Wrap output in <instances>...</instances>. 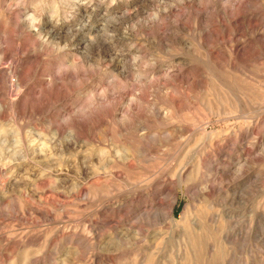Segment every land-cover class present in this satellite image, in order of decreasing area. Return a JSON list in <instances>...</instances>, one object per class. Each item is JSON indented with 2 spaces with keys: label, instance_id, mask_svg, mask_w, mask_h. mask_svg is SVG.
Segmentation results:
<instances>
[{
  "label": "rangeland",
  "instance_id": "374dc122",
  "mask_svg": "<svg viewBox=\"0 0 264 264\" xmlns=\"http://www.w3.org/2000/svg\"><path fill=\"white\" fill-rule=\"evenodd\" d=\"M30 14L56 37L29 67ZM77 23L83 80L24 106L79 60ZM0 101V264H264V0H0ZM131 101L147 119L121 116Z\"/></svg>",
  "mask_w": 264,
  "mask_h": 264
},
{
  "label": "bare ground",
  "instance_id": "6f19581e",
  "mask_svg": "<svg viewBox=\"0 0 264 264\" xmlns=\"http://www.w3.org/2000/svg\"><path fill=\"white\" fill-rule=\"evenodd\" d=\"M84 3H81V4H78L77 5V9L80 10L81 9V12H82V9L84 8ZM87 6V5H86ZM81 15V14H80ZM24 18V17H23ZM29 18V19H27ZM167 18V17H166ZM74 19V18H73ZM84 22V21H83ZM37 23V20L36 18L34 17V15L30 14L28 15V17H26V19L22 22V24L26 27L29 28V34L30 33H34L35 35H37L41 40V46L40 47H37V50L34 49V48H30V51H27L28 52V59L27 60H31L33 58V61L31 62V64L29 65L30 66H33V65H36L38 63V56L40 55V52L43 51V49H45L46 45L47 44H50L52 43V40H55V37L56 35H54L53 33H51L50 31H47L48 33H46V35H42V32H41V29L38 28V26L36 25ZM56 23V22H55ZM79 23V22H78ZM77 23V24H78ZM166 23V21L164 22ZM163 23V26L161 27L160 25V29L157 30L155 33H154V30L155 29H152L150 30L151 32L148 33V35H150L151 37L153 38H157V41L160 39H163L164 38V33L170 28V25L167 24H164ZM75 24V23H74ZM88 25H86L85 23L84 24H78L77 27L75 28H70V26L67 27V31L68 29H72L73 31H75V34L72 35V37L70 36L67 40L68 43H70L71 41H74V37L78 36L79 38L76 39L77 43L75 44V49L72 50V52H75L73 53L74 55L75 54H79V60L78 61H75L74 60H69L70 63H68V65L66 66L65 69H63L62 71H60V73H58L57 75H54V76H51L49 78H47V81L42 85L40 86V88H38L37 91L34 92V94H31L28 96V100H26L25 104L23 103L24 106H29L32 108H42V106L46 105L47 103L49 104V102L54 99V98H57V97H60V96H64L66 94H68L72 84H73V80L74 78L78 77L80 80H83L84 78V75H85V67H84V59H85V52L84 50L86 49L85 46L87 45V42L89 43V41H91L92 39H90L88 37V32L87 31V27ZM55 27V26H54ZM56 28V27H55ZM105 28V27H104ZM90 29V28H89ZM48 30V29H47ZM61 30V29H60ZM71 30V31H72ZM44 31V30H43ZM53 32V31H52ZM64 32V31H63ZM44 33V32H43ZM65 33V32H64ZM68 33V32H66ZM58 34V33H57ZM71 34V33H70ZM125 34V33H124ZM149 36V37H150ZM123 37V36H122ZM67 38V37H66ZM71 38V39H70ZM92 38V37H91ZM80 39V40H79ZM108 39V38H107ZM70 40V41H69ZM112 40V39H111ZM119 40H117L116 42H118ZM115 42V41H114ZM159 42V41H158ZM71 44V43H70ZM85 44V45H84ZM115 44V43H114ZM104 45L105 47L108 48V42H104ZM103 45V46H104ZM136 45V44H135ZM69 46V44L67 43H64V45L61 47L62 50L65 51V49ZM112 46V45H111ZM159 46V44H158ZM162 46V45H160ZM88 47V46H87ZM164 48V47H163ZM162 48V49H163ZM68 49V48H67ZM86 51V50H85ZM133 51L136 52V48L133 47ZM138 52V51H137ZM68 53V52H67ZM27 55V54H26ZM72 55V54H71ZM67 57V56H66ZM134 58V57H133ZM135 59L137 60V58L135 57ZM133 61V60H132ZM27 62V61H26ZM63 63V62H62ZM66 63V61H65ZM127 63V62H126ZM122 64H125V63H122ZM138 64V62H137ZM119 65V64H118ZM145 65V64H144ZM126 66V64H125ZM130 67L131 66H127L128 70H130ZM64 68V66H63ZM113 68V67H111ZM126 68V69H127ZM139 68H141L140 70V78L143 79V81L146 83V86L147 88L150 87V86H153L152 82H150L151 80H147V73H148V70L146 68V66H140ZM179 68V66H178ZM133 69V68H132ZM160 69V68H159ZM158 69V70H159ZM122 70V69H121ZM128 70L125 72V74H119L117 75L115 81L113 83H119V82H122V81H125L128 77ZM138 70V69H137ZM161 74L160 76L158 77L159 79V83L163 86L166 84V80L168 78V76H170V74L172 73H168L167 72V69L166 67H161ZM173 71V70H171ZM176 71V70H175ZM174 72V71H173ZM114 73V72H113ZM177 75V74H176ZM111 83V82H110ZM158 84V83H157ZM15 87V91L17 90H20L22 89V86H21V82H16V84L14 85ZM119 87V86H118ZM155 88V87H154ZM114 89V88H113ZM33 91V90H32ZM16 93V92H15ZM32 93V92H31ZM12 96V95H10ZM104 97V96H102ZM11 99H14L13 97H10ZM105 98V97H104ZM103 99V98H102ZM101 99V100H102ZM100 100V101H101ZM105 100V99H104ZM172 100V99H171ZM105 102V101H104ZM132 103H128L126 105V107L124 108L123 110V113H122V117L127 119V120H131L133 119V123L135 121H137L138 123H140L141 121H144L145 119H147V115H146V110L148 109L147 106L148 104H144L143 106L140 105L138 107H135L133 106V101H131ZM101 103V102H100ZM104 104V103H103ZM42 105V106H41ZM111 107L113 105H111L110 102L108 103H105L104 104V107L107 108V107ZM3 107V104L2 102L0 101V109ZM123 109V107H122ZM110 110V109H108ZM119 110V109H118ZM1 111V110H0ZM29 111V110H28ZM113 111V110H112ZM33 112V111H32ZM37 112V111H36ZM104 112V111H103ZM122 112V111H121ZM149 112V111H148ZM59 113V112H58ZM98 113V112H97ZM66 114V115H65ZM61 119H62V123L58 125H55L54 126V131H53V134H52V140H55L57 139L59 136H61L62 134H65L63 133L64 131H67V133L72 136L73 138L76 139V131L78 132L79 131V128H81L82 130L84 129V127L87 125V122H88V116H87V113L85 111V109L81 108V109H77L75 112L73 111V113L71 112H64V113H61L60 115ZM107 116V115H106ZM2 117V116H1ZM57 117V116H56ZM121 119V118H120ZM52 124V123H51ZM55 124V123H54ZM53 124V125H54ZM88 127V126H87ZM80 133V132H79ZM146 134H143L142 136H144ZM78 137V136H77ZM51 140V141H52ZM57 141V140H56ZM54 143V142H53ZM41 145V144H40ZM39 145V146H40ZM36 146V144H35ZM28 150H30L31 152L33 153H37V148L36 147H33V145H28ZM44 150V148H43ZM46 152V150H45ZM127 154V153H126Z\"/></svg>",
  "mask_w": 264,
  "mask_h": 264
}]
</instances>
